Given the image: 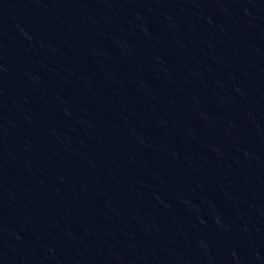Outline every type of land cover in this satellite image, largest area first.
Returning <instances> with one entry per match:
<instances>
[{
	"label": "water",
	"instance_id": "obj_1",
	"mask_svg": "<svg viewBox=\"0 0 264 264\" xmlns=\"http://www.w3.org/2000/svg\"><path fill=\"white\" fill-rule=\"evenodd\" d=\"M0 264H264V0H0Z\"/></svg>",
	"mask_w": 264,
	"mask_h": 264
}]
</instances>
